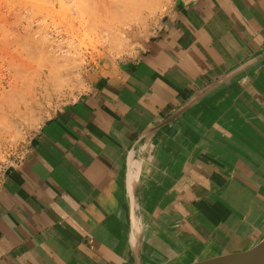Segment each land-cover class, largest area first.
I'll return each mask as SVG.
<instances>
[{
	"label": "crops",
	"instance_id": "obj_1",
	"mask_svg": "<svg viewBox=\"0 0 264 264\" xmlns=\"http://www.w3.org/2000/svg\"><path fill=\"white\" fill-rule=\"evenodd\" d=\"M264 236V0H178L0 174V264H185Z\"/></svg>",
	"mask_w": 264,
	"mask_h": 264
},
{
	"label": "rangeland",
	"instance_id": "obj_2",
	"mask_svg": "<svg viewBox=\"0 0 264 264\" xmlns=\"http://www.w3.org/2000/svg\"><path fill=\"white\" fill-rule=\"evenodd\" d=\"M176 1L0 0V174L101 68L135 55Z\"/></svg>",
	"mask_w": 264,
	"mask_h": 264
},
{
	"label": "water",
	"instance_id": "obj_3",
	"mask_svg": "<svg viewBox=\"0 0 264 264\" xmlns=\"http://www.w3.org/2000/svg\"><path fill=\"white\" fill-rule=\"evenodd\" d=\"M185 264H264V236L243 251L203 258Z\"/></svg>",
	"mask_w": 264,
	"mask_h": 264
},
{
	"label": "bare ground",
	"instance_id": "obj_4",
	"mask_svg": "<svg viewBox=\"0 0 264 264\" xmlns=\"http://www.w3.org/2000/svg\"><path fill=\"white\" fill-rule=\"evenodd\" d=\"M52 1H59V0H52ZM147 1H148V0H147ZM124 2H125V1H124ZM125 4H126V3H125ZM157 4L159 5V3H157ZM137 6H138V5H137ZM163 6H164V5H163ZM148 7H149V6H148ZM123 8H124V7H123ZM123 8H122V9H123ZM139 8H140V7H139ZM139 8H138V9H139ZM158 8H159V7H158ZM114 9H115V8H114ZM124 9H125V8H124ZM152 9H153V8H152ZM150 10H151V9H150ZM121 11H122V10H121ZM151 11H152V10H151ZM153 11H154V10H153ZM147 12H148V11H147ZM115 13H117V12H115ZM151 13H152V12H151ZM114 15H115V14H114ZM119 15H120V14H119ZM117 16H118V15H117ZM141 17H143V16H141ZM146 17H147V16H146ZM144 18H145V16H144ZM112 20H113V19H112ZM138 20H139V19H138ZM107 21H108V20H107ZM116 21H117V20H116ZM138 23H139V22H138ZM102 24H103V23H102ZM107 24H108V23H107ZM109 28H110V27H109ZM114 28H117V27H114ZM114 28H113V29H114ZM110 29H112V28H110ZM110 29H109V30H110ZM114 30H115V29H114ZM117 30H118V29H117ZM115 31H116V30H115ZM115 31H114V32H115ZM118 31H119V30H118ZM107 33H109V32H107ZM119 33H121V32H119ZM119 33H118V35H119ZM112 34H113V33H112ZM121 34H122V33H121ZM106 37H107V36H106ZM118 38H119V39H122V38H120V36H119ZM107 39H108V38H107ZM115 39H116L117 41H116ZM114 40H115V41H114ZM122 40H123V39H122ZM122 40H118L116 36H113V37L111 38V42H113V41H114V42H113V43H110V44H114L115 42H118L120 45H119L118 43H117L116 45H117V46L119 45L118 48H120V46H123V45H124V44L122 43ZM123 42H124V41H123ZM100 43H101V42H100ZM110 44H109V45H110ZM122 44H123V45H122ZM112 46H115V45H112ZM117 46H116V47H117ZM138 46H139V45H138ZM118 50H119V49H118ZM128 55H129V54H128ZM68 59H69V58H68ZM67 64H68V65H71V63L69 64V62H68ZM56 65H57V67L60 66V65H58V64H56ZM74 65H75V61H74ZM71 66H73V64H72ZM78 66H79V65H78ZM60 67H62V66H60ZM64 67H65V64H64ZM72 68H74V67H72ZM67 73H68V72H67ZM70 75H71V74H70ZM62 78H63V77H62ZM60 79H61V78H60ZM42 82H43V81H42ZM72 82H73V80H72ZM36 83H37V82H36ZM51 83H52V81H51ZM74 83H75V82H74ZM59 84H60V83H59ZM62 84H63V83H62ZM52 86H53V85H52ZM57 86H58V85H57ZM61 86H62V85H61ZM65 87H66V86H65ZM60 88H61V87H60ZM45 89H46V88H45ZM53 91H54V90H53ZM53 91H52V92H53ZM53 97H54V96H53ZM56 97H57V96H56ZM28 102H29V101H28ZM34 102H35V101H34ZM22 105H23V104H22ZM32 109H33V108H32ZM20 112H21V111H20ZM32 112H33V111H32ZM14 117H15V116H14ZM14 117H13V118H14ZM12 121H13V120H12ZM3 122H4V121H3ZM4 123H5V122H4ZM15 124H16V123H15ZM15 126H16V125H15ZM11 128H12V127H11ZM12 129H13V128H12ZM2 138H3V137H2Z\"/></svg>",
	"mask_w": 264,
	"mask_h": 264
}]
</instances>
